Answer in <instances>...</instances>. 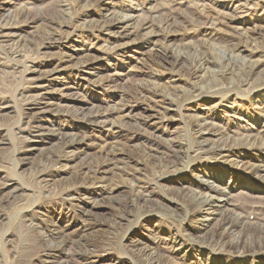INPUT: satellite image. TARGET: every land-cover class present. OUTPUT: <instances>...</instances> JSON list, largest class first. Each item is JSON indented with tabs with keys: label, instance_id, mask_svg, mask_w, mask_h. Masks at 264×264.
<instances>
[{
	"label": "rangeland",
	"instance_id": "374dc122",
	"mask_svg": "<svg viewBox=\"0 0 264 264\" xmlns=\"http://www.w3.org/2000/svg\"><path fill=\"white\" fill-rule=\"evenodd\" d=\"M59 1L73 2L80 14L77 12V20L72 25H63L61 29L55 22L54 30L53 20L62 21L64 16L72 14V10L62 7ZM24 8L28 16L11 26ZM127 13L136 16L134 25L147 19L152 26L129 35L134 25L125 30L115 19ZM110 19L114 20L113 34L90 31V27L103 26ZM0 23H8L7 27L16 30L18 35L13 40H2L0 62H10L6 52L12 53L13 42H19L22 52L16 58L19 63L13 64L21 68L24 65L31 67L42 56L57 57L59 51L70 55L65 70L39 77V81L49 85L47 98L56 97L61 108L59 112L47 113L38 122L39 128L30 131L35 146L20 155L16 153L15 140L8 130L18 131L19 102L13 98V89L19 82L13 75L5 73L6 70H0V90L9 101L0 110V139H5L0 142V183L13 180L23 185L27 183L29 187L28 191L19 192L18 200L6 199V203L1 204L7 218L0 223V235L10 239L11 231L21 232L7 242L8 253L14 252L23 238L35 240L29 235L36 230L28 231V222L21 219L20 212L25 207L24 212L40 216L39 234H48L53 222L81 234V228L87 222L90 230L86 236L100 249V255L92 258L93 264L136 263L139 247H142L139 240L156 247L154 250L162 254L163 262L169 261V256L184 255L186 259H181L190 264L210 253L221 259L220 264H243L244 255L234 251L216 253L205 242L209 230L217 226L223 215L234 211L242 217L243 213L235 209L234 204L221 200L199 207L200 213H186L185 198L189 192L185 187L199 190L201 178L198 174L205 170L208 181L225 190L234 202L263 204L264 210V169L256 172L250 165L240 162L242 158L264 160V149L259 148L255 153L252 147L242 145L239 152L228 151L220 158L207 155L206 160L182 155L179 156L181 165L175 170L163 166L167 159H173L167 150H155L150 146L159 142L164 148L167 142L174 141L189 149L197 115L215 123L239 125L244 130L255 131L260 127L259 123L264 124V105L257 104L262 98L264 100V0H0ZM121 45L120 50H114ZM179 54L184 59L176 65L175 56ZM205 55L214 63L207 72L190 75L189 67ZM256 61L259 66L251 75L250 66ZM193 87H201L202 95L187 94L178 98L169 106L174 120L167 126L160 118L150 119L146 125L136 122L139 117L168 106L159 98L156 102L144 99L141 90L157 88L161 92L181 95L185 90L192 91ZM121 103H127L130 109L118 113L115 109ZM99 109H110L108 122L90 124L86 118ZM36 110L35 107L32 112ZM56 124L69 126L64 136L44 132ZM63 137H76L85 142L77 149L63 151L70 159L64 160L57 176L50 181L47 188L51 191L48 192L45 183L32 182L31 178L37 165L47 163L44 162L46 156L58 151ZM107 154L122 158L121 166L127 164L124 178L116 170L104 172L102 176L110 181L107 189L96 182L88 186L93 193L82 191L63 204L61 190L73 186L68 180L80 174L84 162L105 159ZM13 167L17 168V176L10 172ZM134 171L145 177L146 185L154 190L145 202L130 196L131 182L128 180H132V174L128 173ZM87 210H90L89 214ZM249 220L261 223L253 215ZM112 222L116 224L114 232L109 227ZM251 230L238 229L230 239H236L239 234L243 239L251 238ZM22 233L25 234L23 238ZM109 235L111 242L106 246L102 243ZM43 238L37 239V244L55 242L50 237ZM175 240L182 243L177 255L172 248L166 247L173 245ZM63 255L59 252L55 255L57 259H51L63 260ZM252 256L249 254V259L256 260ZM32 264L46 263L34 260Z\"/></svg>",
	"mask_w": 264,
	"mask_h": 264
},
{
	"label": "bare ground",
	"instance_id": "6f19581e",
	"mask_svg": "<svg viewBox=\"0 0 264 264\" xmlns=\"http://www.w3.org/2000/svg\"><path fill=\"white\" fill-rule=\"evenodd\" d=\"M59 4H61L62 7H65L66 9L72 10V14L69 16L68 15L64 16L65 20H62V21L53 20L51 26L54 28V30L56 29L55 22L60 25L58 29H61L63 25H72L77 20V17H78L77 14L79 13L77 9H75L76 5H74L73 2L62 1ZM27 12L28 11L26 10V8H24V10L18 15V17H15L13 19V21L11 22V26H14V24L19 23L20 19L22 21L23 19L22 17L28 16ZM215 17L216 16H214V18ZM115 19L116 20L118 19L119 26L122 29L127 30L126 28L134 25L136 16L134 14L127 13V14H122L120 18H115ZM206 20H209V19L207 18ZM221 21L223 23L225 22V20H221ZM113 22L114 20L110 19L105 24H102L103 26H100L101 25L100 24L99 26L90 27L91 28L90 31H97V32L99 31L102 34L105 32L106 34L107 33L113 34L112 33L113 28L111 27L114 24ZM169 25L171 26L173 24L169 23ZM7 26H8V23L7 24L0 23V43L2 42L3 39L13 40L15 36H18L16 34L17 33L16 30L8 28ZM150 26L152 25L146 19L144 20V22L134 25L132 29L133 31H130L128 33L129 35H131V34L137 33L138 31L140 32L142 31L141 29H146L147 27H150ZM85 29L86 28L84 27L83 30ZM114 33H118V32H114ZM12 44L13 45L11 49H12L13 54L10 52H6L7 57L10 58L9 61L10 62L12 61V64L10 62L9 63L0 62V70L2 69L6 70L5 73L13 75L14 77L13 79H15L16 82H19L18 86L13 89V92H14L13 98L17 102H19V109H18L19 122H18V129H17L18 131L14 132L12 128H8V130L10 133V137H13V139L15 140L16 153L20 155V154H24L25 152L27 153L29 150H31V148L35 146L33 142V137L31 136L32 132L30 131H33L32 129H36L37 127L39 128L38 122L44 119L47 113L59 112L61 108V104L56 97L47 98V93L49 92V89L47 87H49V85L48 83L39 81V77L43 75H49L50 73H53L55 71L65 70L66 67L68 66L67 65L68 60L70 62V58H69L70 55L68 56L67 53H65V51H59L57 57L56 56L55 57H49V56L43 57L42 56L43 58L41 57L31 67L24 65L21 68L20 65H19L20 67H17L16 66L17 64H13V62L19 63V59H16V58L22 55L21 50H19L20 48L19 42H15V43L13 42ZM14 46H16V48H14ZM116 46L117 45H115V47ZM122 47L123 45H121L119 48H115L114 50L115 51L120 50ZM46 55L47 54H45V56ZM183 59H184L183 55H180V54L176 55L174 63L178 64ZM213 63H214L213 60L211 61L210 58H208V56L205 55L204 57L199 58L197 63L189 67V73L192 76H197L202 71L207 72ZM256 63L257 61L255 63H252L250 66L249 73L251 75L254 73L255 69L259 66ZM202 92H203V89L201 87L200 88L193 87L192 91L185 90L183 94L181 95H176V94L174 95L171 92H161L157 88H154V89L147 88L145 89V91L141 90V93H142L141 95H143L144 99L151 100V101L154 100L156 102L157 101L156 99L159 98V100H161L162 103H167L168 106L165 107L163 110L158 109L155 113H149L145 115L144 117H139L138 119H136L137 120L136 122L140 125H143V124L146 125L147 121H149L150 119L153 120V118H160L163 121H165V124L167 126L172 120H174V116L171 115L168 111L169 106H172L175 102H177L178 98H182L184 95L192 94L194 96H201ZM7 103H9V101L7 100L5 95H2V92L0 90V110L4 108V106L7 105ZM257 104L264 105L263 98H262V102L257 103ZM35 107L38 110L32 112L33 108ZM128 108L129 106L127 103H121V106L116 108L115 110L118 113H123ZM262 108H263L262 111H264V106H262ZM109 110L110 109H105V110L99 109L95 111L94 113H92V116H89L88 118H86V120L89 121L90 124H98V123L105 124L108 122L106 120L109 117L108 116ZM120 116H123V114H120ZM98 118H102V120L98 121L97 120ZM82 122L84 121L82 120ZM259 124H260V127L255 131L248 130V129L244 130L239 125L231 126L229 123H225V122L215 123L213 121H208L207 119L202 118L201 116L197 115L195 116V119H194V126H193V133H192L193 142L189 149L184 148L185 145L183 146L179 142L173 143L174 141L172 142L171 140H170L171 142H167L168 144H166L164 148L159 142L157 144H154V146L152 145L150 147H153L155 150H161V149L167 150L170 157L173 156V159H167V162L166 161L163 162V166L166 168L172 167L173 169L177 170L178 167L181 165V163L179 162V156H182V155L183 157H186V158L187 157L189 158L198 157L201 160H206L205 157H207V155L208 157L213 155L211 158H216V156L214 155H217L220 158V157H224L225 155L223 154H226L228 151L229 153H231V151L232 152L241 151L240 148L242 147V145H247V146L252 147L253 148L252 152L257 153L259 148L264 149V124L262 123H259ZM55 126L56 127H53V128H48V129L46 128L47 130L44 132L45 133H57L58 135H60V137H62L67 133V132L65 133V130H67V128L69 127L68 125L67 127H64L61 124H56ZM215 137H220V139H215ZM3 141H5V139L4 140L0 139L1 143H3ZM83 142H85L84 139L79 140L76 137H71L70 139H67V138L64 139L63 137L61 141V146L58 149V151L55 154H52V155L49 154L48 156H46L47 161H44V162H47V163L37 165L34 177L31 178L32 182L45 183L44 186L46 187V190L50 192L51 190L47 188L49 187L51 183L50 181H53V178L57 176L56 173L58 172V169L63 164L64 160H67L68 158L70 159V157L63 154V151L66 148H72L73 150L77 149L79 148L78 145ZM176 144L179 145L178 146L179 149H177L178 147L175 146ZM113 151H116V150H113ZM110 154L105 155L107 156L105 157V159H99L98 161H95V162H87V163L84 162V165L82 166V168L79 169V172L81 171L80 174L74 175L72 178L68 180V183L73 182V184L71 183V185L73 186L69 184L71 187H67L61 190L60 195H62L63 197V200H62L63 204L69 201L71 198L72 199L73 197L75 198V196H77V194H79L82 191H85L84 193H88V192L93 193L94 191L88 188V186H91L92 184H95L96 182L102 183L101 188L103 187V189L104 188L107 189V186H109L110 181H107V177L102 176L104 172H109L110 170L111 171L116 170L119 172L120 176L122 177L124 176L123 172H126L127 164L121 166L120 164L122 163V158L117 159L115 156H111ZM237 159L240 160L239 158ZM105 161L107 162V164H105ZM240 162L242 164L246 163L250 165V167H252V170L256 172H260L261 170L264 169V160H259V159L257 160L248 159L247 160V159L242 158ZM10 172L14 176L18 175V171L16 167H13L12 169H10ZM128 174H132L130 178L132 180H128L131 182L129 183V187H130L129 191L131 192L130 196L134 197L136 200L143 199L144 202L148 200L147 197L150 195H153L154 190H151V188H149V186L146 185L148 182H146V180L144 179L145 177L144 178L140 177V175L137 174L136 171L128 173ZM198 177L201 178V182L199 183V190L198 188H193V187L190 188L189 186L185 187V188H188V192H189V194L185 198V201L187 204L186 210H185L186 213H189V214L200 213L199 207L204 206V205L213 204L214 202H217L218 200H221L222 202H225V203L234 204L235 209H238L243 213L242 217L235 215L234 211H229L228 213L223 215L220 218L217 226L209 230L207 237H205L206 245L208 247H211V250H213V252H216V253H224L225 251H230V252L234 251V252L241 254L240 256L244 255L242 258L243 264H264V210H262L261 208L263 204L256 206L255 205L256 203H253V202H251L250 205L246 203V201L242 202V201L237 200L236 202H234V199H232V197L229 196V194H227L225 190L223 191V189L220 188V186L214 185L208 181V178L205 176V170L199 173ZM24 184L26 185L20 184L19 182H16L13 180L10 182L4 181L0 183V223L7 218L5 214L3 213V210H2L3 205L1 204L4 203L6 199L7 201L18 200V197L20 195L19 192L28 191L29 189L28 184L27 183H24ZM23 199L24 198L20 200L22 201ZM25 209L26 208L24 207V210L20 212L21 219H22V222L24 221L26 223L28 222V226H27L28 231L33 232V230H36V233L35 232L33 234L30 233L31 235H29V236H34L33 238H35V240L32 241L30 239L31 237L23 238V236L25 237V234H23L24 233L23 232L21 234V236L23 235L22 236L23 240L20 239L22 240V242H19L18 246L13 250L14 252L8 253L5 247L7 242H9V240H11L15 234L18 235L21 232L11 231L10 234L12 235L10 239H7V236L5 235L4 236L0 235V264H32L34 260L43 261L46 264L47 263L49 264L50 262L51 264L52 263L93 264L92 258L94 257L96 258L97 256L100 255L98 253V251L100 250L98 249L99 245H97L96 242L90 239V237L87 238L86 236V234L90 230V227L89 225H87V222L81 228V234L78 233L79 231H76V232L69 231L67 228H65L58 222H53L50 225L48 234H44V233L41 234L42 232L39 234L37 232H40V230L39 231L37 230L40 228V225H39V220H41L40 216H35V215H32L31 213L28 214L29 213L28 211L24 212ZM86 212L89 214L90 210L89 211L87 210ZM252 215L254 216V218L260 220L261 223L251 222L249 219L252 217ZM26 223H25V226H26ZM115 226H116L115 222H112L109 225L111 230L113 229L115 230L116 228ZM252 227L253 229L251 230ZM238 229H243V230H248V231L251 230L252 231V234L250 233L251 238L243 239L241 235L239 234L236 239H230V236ZM111 230H110V233H111ZM43 237H45V239L50 237L53 240H55V242L53 241V243H51L50 245L49 244L48 245L47 244L46 245L37 244L36 240L44 239ZM111 238H112L111 235H109V237H106V240L102 244L107 246L108 242H111ZM138 242H140L142 247H139L140 249H139L138 257L136 258V263H132V264H188V263H185L183 259H181V258H185L184 255H178V257L169 256L170 258L169 261L163 262L162 254L157 252V250H154L156 247L155 248H153L152 246L150 247L148 245V242H142L141 240H139ZM153 242L156 245V242L155 241ZM172 244L173 245H166V247L167 248L169 247V249L172 248V251H174L173 253L175 254L176 252V255H177V253H179L178 251L180 250V248H182V243L175 240L173 241ZM59 252L64 254L63 260H52L53 259L52 257H55V255ZM249 254H253L252 258L255 257L256 260H253L251 258L249 259ZM207 255L208 256L204 255L202 258H196L190 264H220L221 263L220 262L221 259L219 257H216L214 255L210 256V253H207ZM55 258L57 259V257Z\"/></svg>",
	"mask_w": 264,
	"mask_h": 264
}]
</instances>
